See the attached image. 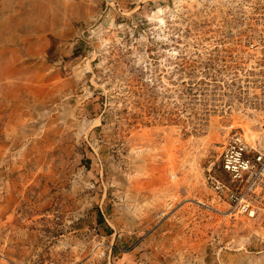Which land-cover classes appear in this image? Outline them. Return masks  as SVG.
Returning <instances> with one entry per match:
<instances>
[{
    "label": "rangeland",
    "instance_id": "1",
    "mask_svg": "<svg viewBox=\"0 0 264 264\" xmlns=\"http://www.w3.org/2000/svg\"><path fill=\"white\" fill-rule=\"evenodd\" d=\"M198 1L0 0V264H264L205 182L258 128L198 100Z\"/></svg>",
    "mask_w": 264,
    "mask_h": 264
},
{
    "label": "built area",
    "instance_id": "2",
    "mask_svg": "<svg viewBox=\"0 0 264 264\" xmlns=\"http://www.w3.org/2000/svg\"><path fill=\"white\" fill-rule=\"evenodd\" d=\"M198 3L216 12L197 22L196 35L182 47L204 77L201 88L208 93L198 100L220 118L258 128L252 140L240 126L229 131L205 182L230 217L264 220V0Z\"/></svg>",
    "mask_w": 264,
    "mask_h": 264
},
{
    "label": "bare ground",
    "instance_id": "3",
    "mask_svg": "<svg viewBox=\"0 0 264 264\" xmlns=\"http://www.w3.org/2000/svg\"><path fill=\"white\" fill-rule=\"evenodd\" d=\"M250 131V130H249ZM252 133H254V132H252ZM244 134H245V130H244ZM250 134V132H248L247 133V135H249ZM246 136V135H245ZM247 137V136H246ZM248 139H250L249 137H247ZM252 140V139H251Z\"/></svg>",
    "mask_w": 264,
    "mask_h": 264
}]
</instances>
